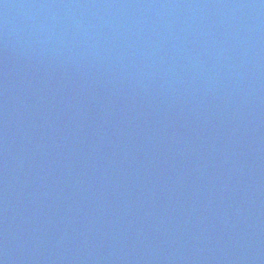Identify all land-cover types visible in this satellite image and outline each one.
Segmentation results:
<instances>
[{
  "label": "water",
  "instance_id": "obj_1",
  "mask_svg": "<svg viewBox=\"0 0 264 264\" xmlns=\"http://www.w3.org/2000/svg\"><path fill=\"white\" fill-rule=\"evenodd\" d=\"M0 264H264V0H0Z\"/></svg>",
  "mask_w": 264,
  "mask_h": 264
}]
</instances>
